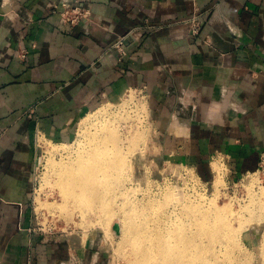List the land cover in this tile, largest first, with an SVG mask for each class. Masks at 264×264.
Segmentation results:
<instances>
[{
  "label": "crops",
  "instance_id": "0c3cea01",
  "mask_svg": "<svg viewBox=\"0 0 264 264\" xmlns=\"http://www.w3.org/2000/svg\"><path fill=\"white\" fill-rule=\"evenodd\" d=\"M64 5L92 19L68 24ZM141 26L122 55L118 39ZM132 90L162 139L189 142L173 154L190 165L223 157L240 177L259 171L264 0H0V264L61 263V246L37 231L38 140L71 142L92 98Z\"/></svg>",
  "mask_w": 264,
  "mask_h": 264
},
{
  "label": "rangeland",
  "instance_id": "374dc122",
  "mask_svg": "<svg viewBox=\"0 0 264 264\" xmlns=\"http://www.w3.org/2000/svg\"><path fill=\"white\" fill-rule=\"evenodd\" d=\"M103 109L108 111L104 117ZM85 118L94 120V123H98L102 118L107 120L117 118L122 137L144 135L145 139L143 138L141 145L136 146L137 150L131 158V169L126 172L124 179L125 184L127 182L130 184L126 187L132 188V195L136 198L138 206L139 203L146 204L149 200H154L144 208L145 211L157 206L168 193H174L175 197L184 203L186 198L193 200L204 198L212 201L218 207L226 208L225 215L231 219L233 216L230 214L234 216L243 214L242 211L251 205V201L257 203L261 198L264 191L263 165L256 173L244 177L230 171L227 159L223 157L212 158L204 169L190 165L184 160L183 155L173 154L178 144L176 142L182 143L186 149L189 142L186 140L174 142L171 138L167 139L168 135L165 139L159 136L158 127L153 123L154 119L144 93L132 90L117 102H111L106 97L98 95L85 107L76 135L71 142L60 143L44 138L38 140V163L33 176V209L36 213L37 229L47 234L48 244L62 247L60 264H129L127 259L115 250L122 234L124 212L120 211L119 206L123 199H119L121 201L118 200L116 205L113 203L108 205L105 211L96 210V214L91 212L89 215H83L75 204L64 201L62 191L57 186L56 170L61 165V159H66L80 149L83 130L81 123ZM217 180H220L219 185ZM127 209L128 207H125V210ZM154 212L159 213L160 207ZM252 213L249 215L245 211V216L256 218L260 216L257 210ZM260 220V225L257 223L259 221L252 220L253 223H250V226L249 223L245 225L243 233L240 232L241 247L252 256L250 264H264V258L260 253L264 216ZM233 224L240 228L238 221H233Z\"/></svg>",
  "mask_w": 264,
  "mask_h": 264
},
{
  "label": "bare ground",
  "instance_id": "6f19581e",
  "mask_svg": "<svg viewBox=\"0 0 264 264\" xmlns=\"http://www.w3.org/2000/svg\"><path fill=\"white\" fill-rule=\"evenodd\" d=\"M105 113L108 111L103 109V117ZM116 119L102 118L98 123L90 118L82 121L80 149L66 159L62 158L61 165L56 168L57 186L64 201L72 202L83 215H89L91 212L96 214V210L105 211L108 205H116L122 198L119 207L124 212V221L115 250L129 264H250L252 256L242 249L240 232L243 233L244 226L248 223L250 226L252 220L259 221L258 225L263 220L260 218L264 216V191L257 203L251 201L245 208L249 215L259 211L258 219L245 216V211H242L244 215L230 214L233 216L230 219L225 215L226 208L222 209L212 201L186 198L184 203L174 193H168L157 206L145 211L144 208L154 200L139 203L140 208L132 188L126 187L129 183L125 184L124 179L131 169L136 146L141 145L144 135L122 137ZM157 207L160 212L156 214ZM233 221H238L240 228L235 227ZM260 253L264 258V233Z\"/></svg>",
  "mask_w": 264,
  "mask_h": 264
},
{
  "label": "built area",
  "instance_id": "2783aa9c",
  "mask_svg": "<svg viewBox=\"0 0 264 264\" xmlns=\"http://www.w3.org/2000/svg\"><path fill=\"white\" fill-rule=\"evenodd\" d=\"M62 19L64 22L71 25H80L82 23H89L92 19V13L89 8H85L82 6H72V5H64L63 10L60 12ZM190 23L193 24V34L199 35L202 30V15L195 14L193 18H191ZM144 27H138L125 36H122L118 39L115 44V48L122 54H126V45L132 38H139L143 33ZM25 58V55L23 56ZM264 166V165H263ZM37 231H42L41 229H37ZM43 235H47L45 232H41Z\"/></svg>",
  "mask_w": 264,
  "mask_h": 264
}]
</instances>
